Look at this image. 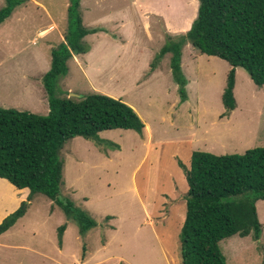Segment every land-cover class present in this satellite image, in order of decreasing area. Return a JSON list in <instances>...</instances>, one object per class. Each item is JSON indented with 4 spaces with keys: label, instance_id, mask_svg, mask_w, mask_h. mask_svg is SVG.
Returning a JSON list of instances; mask_svg holds the SVG:
<instances>
[{
    "label": "rangeland",
    "instance_id": "obj_1",
    "mask_svg": "<svg viewBox=\"0 0 264 264\" xmlns=\"http://www.w3.org/2000/svg\"><path fill=\"white\" fill-rule=\"evenodd\" d=\"M151 1L165 7V17L174 24L148 15L150 39L128 0H81L85 28L91 29L99 16L125 11L133 20L132 41L138 48L118 57L120 43L103 44L99 56L89 59L87 73L72 57L67 74L56 82L60 97L101 93L119 99L148 127L142 135L119 129L100 132L104 144L75 137L60 151L64 166L58 200L71 201L96 226L82 235L54 201L36 194L23 201L25 214L5 239L16 248L3 250L0 264H182L179 233L188 190L184 168L192 152L231 155L264 147V86L254 85L244 69H235V107L227 112L221 98L230 67L184 46L187 98L180 101L171 54L156 56L169 39L189 30L198 0ZM67 4L27 0L0 25V108L47 114L42 77L50 67V50L63 41ZM116 20L118 28L109 33L117 41ZM89 37L83 41L90 49L97 39ZM150 46L151 51H144ZM256 210L260 239H223L219 247L225 264H264V200L256 202Z\"/></svg>",
    "mask_w": 264,
    "mask_h": 264
},
{
    "label": "trees",
    "instance_id": "obj_2",
    "mask_svg": "<svg viewBox=\"0 0 264 264\" xmlns=\"http://www.w3.org/2000/svg\"><path fill=\"white\" fill-rule=\"evenodd\" d=\"M27 0H4L0 25ZM80 0H68L67 26L63 41L50 50V67L42 77L48 113L0 108V178L17 189H28L27 201L41 194L54 201L84 235L96 223L67 200H58L63 183L60 151L75 137L94 140L110 130H129L142 135L145 124L135 110L119 99L90 93L60 97L56 82L67 74L73 55L89 52L83 39L94 30L83 26ZM189 44L200 54L216 57L230 67L222 94L226 111L235 107L233 95L236 68L244 69L252 83L264 86V0H198L189 30L169 39L156 60L171 54L170 69L180 101L186 100V79L181 70V53ZM154 67V66H151ZM187 184L185 216L180 228L182 264H225L219 243L238 235L258 241L262 225L256 202L264 200V147L241 154L214 155L204 151L191 154L184 168ZM24 202L0 223V234L24 216ZM65 225L58 229L61 243Z\"/></svg>",
    "mask_w": 264,
    "mask_h": 264
},
{
    "label": "crops",
    "instance_id": "obj_3",
    "mask_svg": "<svg viewBox=\"0 0 264 264\" xmlns=\"http://www.w3.org/2000/svg\"><path fill=\"white\" fill-rule=\"evenodd\" d=\"M128 1L133 5L137 14H139V18L143 22V27L147 31V35H149L150 39H151L150 35H152V31L151 29H146V26H148L149 24L148 15H153L157 18H161L164 22H167V19H170V23L174 24V21H172V18L165 17V13L164 11H162L165 7H160L156 1L155 2H152L151 0H128ZM67 7H68V4H67ZM86 10L89 11V9L87 8ZM116 19H120L119 20L120 29L117 32L120 38H118L117 41L116 39L112 38L109 33L111 29L113 30L112 27H115L114 30L118 28L116 26L117 25ZM92 22L93 24L91 26V29L89 28L87 29L94 30L95 33L88 35V37L90 36L89 38L97 39L96 43L93 44V46L91 45L88 53L81 54V55H73V58H72L73 61L71 60L72 62L77 63L78 65L82 66L84 70L86 71V73L90 67L89 59L92 57L95 58L96 56H99L98 51L100 48L102 49L103 44L105 46H108L111 43L116 44V45L120 43L121 46L119 47L118 57H120L121 55L129 54V52H131L135 47L138 48V43L132 41V34H133L132 31L134 27L133 20L132 18L128 16V14L125 11H121L119 16H117V14L115 15L110 14L106 16L102 15V16H99L93 19ZM107 26L110 27V29L106 28ZM91 44H92V41H91ZM185 46L188 47L189 44ZM187 47H184L181 53V69H182L183 74L185 73L183 54H184V50L188 49ZM144 51H151V46L148 49H145ZM101 55H102V52H100V56ZM108 75L111 76L109 78H112V76H115V74H113L111 70L108 71ZM87 77H88V74H87ZM46 113H48V108H47ZM145 129L146 130L148 129L146 125H145ZM0 183L4 184L2 190H0V223H1L5 217H7L9 214L16 211L25 199L27 200L29 190L28 189H17L13 185H11L7 180L1 179V178H0ZM133 191L137 193L134 187H133ZM150 207L153 208V205H150ZM21 219L22 217L18 219L17 222L11 228H9L6 232L0 234V253L5 249L15 250L16 247L10 246L8 242L5 241V239L8 237L11 229H13ZM149 222L151 223L152 220L150 219Z\"/></svg>",
    "mask_w": 264,
    "mask_h": 264
},
{
    "label": "water",
    "instance_id": "obj_4",
    "mask_svg": "<svg viewBox=\"0 0 264 264\" xmlns=\"http://www.w3.org/2000/svg\"><path fill=\"white\" fill-rule=\"evenodd\" d=\"M74 98H78L79 95L71 94Z\"/></svg>",
    "mask_w": 264,
    "mask_h": 264
}]
</instances>
